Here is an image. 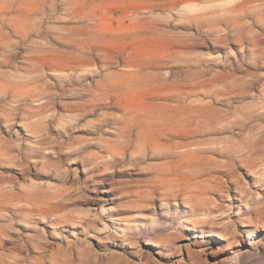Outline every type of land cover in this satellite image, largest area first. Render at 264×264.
Returning <instances> with one entry per match:
<instances>
[{"label":"rangeland","instance_id":"374dc122","mask_svg":"<svg viewBox=\"0 0 264 264\" xmlns=\"http://www.w3.org/2000/svg\"><path fill=\"white\" fill-rule=\"evenodd\" d=\"M0 264H264V0H0Z\"/></svg>","mask_w":264,"mask_h":264},{"label":"bare ground","instance_id":"6f19581e","mask_svg":"<svg viewBox=\"0 0 264 264\" xmlns=\"http://www.w3.org/2000/svg\"><path fill=\"white\" fill-rule=\"evenodd\" d=\"M151 126V125H150ZM169 141V140H168ZM185 146H187V145H185L184 144V146L183 147H185ZM179 149V148H178ZM170 150V149H169ZM174 152V151H173ZM166 153H168V151L166 152ZM166 155H168V154H166ZM175 155V154H174ZM157 156V155H156ZM176 156V155H175ZM158 157V156H157ZM161 158H162V156H161ZM164 160V159H163ZM176 164V163H175ZM163 169H166V170H164V171H166L167 173H173V174H181V169L180 168H178V167H163Z\"/></svg>","mask_w":264,"mask_h":264}]
</instances>
